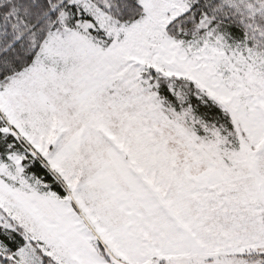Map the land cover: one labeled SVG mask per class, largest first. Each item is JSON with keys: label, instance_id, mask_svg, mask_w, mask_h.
<instances>
[{"label": "snow or ice", "instance_id": "6c2138e0", "mask_svg": "<svg viewBox=\"0 0 264 264\" xmlns=\"http://www.w3.org/2000/svg\"><path fill=\"white\" fill-rule=\"evenodd\" d=\"M0 264H264V0H0Z\"/></svg>", "mask_w": 264, "mask_h": 264}]
</instances>
